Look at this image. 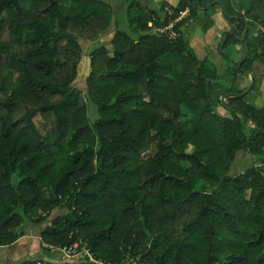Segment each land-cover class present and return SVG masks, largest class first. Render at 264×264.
<instances>
[{"label": "trees", "instance_id": "trees-1", "mask_svg": "<svg viewBox=\"0 0 264 264\" xmlns=\"http://www.w3.org/2000/svg\"><path fill=\"white\" fill-rule=\"evenodd\" d=\"M232 1L128 6V31L114 27L89 52L81 96L79 40L109 28L110 7L0 0V247L60 208L40 243L84 252L79 263L19 264H264V164L253 163L264 156V108L234 87L237 73L264 68V0ZM215 9L220 54L237 46L241 60L246 25L245 58L221 76L184 39ZM169 24L174 38L155 30ZM238 153L250 166L229 175Z\"/></svg>", "mask_w": 264, "mask_h": 264}, {"label": "rangeland", "instance_id": "rangeland-1", "mask_svg": "<svg viewBox=\"0 0 264 264\" xmlns=\"http://www.w3.org/2000/svg\"><path fill=\"white\" fill-rule=\"evenodd\" d=\"M106 3L112 11V23L109 28L96 39L92 41L79 40L81 48V58L77 65L76 77L72 83L75 90L82 94L85 90V78L89 71V52L98 46H107L109 39L112 36L113 28H117L119 31H128V20H127V8L131 6L133 9L130 11L134 13L137 8H146L156 10L160 6H163L169 12L168 7L174 6L178 0H101ZM237 0H233L234 7H237ZM241 4H244V0H238ZM199 11V10H198ZM186 13L182 17H185ZM208 21L211 24H206L204 18L201 15H197L191 22L187 24L184 39L192 49L198 59H206V61L212 66L218 76H221L227 67L237 65L240 62L241 53L237 50V46L226 49L223 54H220L216 45L221 37L222 32L226 29V23L221 16L220 12L215 9L208 13ZM206 26V27H205ZM241 63V62H240ZM239 63V65H240ZM250 76L244 72L236 74L234 81V87L243 91L242 100L254 107L264 108V68L257 63H253L248 70ZM251 77V78H250ZM252 80V82H251ZM87 114L89 119L93 117L94 108L90 103L85 102ZM223 112V110H220ZM257 159V158H256ZM248 158L246 155L238 153L234 162L232 163L228 174L233 175L238 173L240 170L250 166L247 163ZM245 162V163H244ZM255 162V163H254ZM242 163V164H241ZM254 165L264 164V156L261 161L253 159ZM261 163V164H260ZM64 210L55 208L48 219L38 225L30 223H24L22 226L16 229L18 239L22 244L30 246V253L27 255L23 252V248L11 250L10 247L6 246L1 249V256H6L9 253L11 257V264H19L25 259L36 260V261H47L60 263V255L56 249L45 248L39 241V231L48 224V221L55 217L64 214ZM7 252V253H6ZM48 252V253H47ZM49 253L51 254L50 256ZM83 252L81 250H75L74 255L68 259L67 263H79L82 261ZM49 259V260H47Z\"/></svg>", "mask_w": 264, "mask_h": 264}, {"label": "built area", "instance_id": "built-area-1", "mask_svg": "<svg viewBox=\"0 0 264 264\" xmlns=\"http://www.w3.org/2000/svg\"><path fill=\"white\" fill-rule=\"evenodd\" d=\"M186 13V10L185 11H182L178 14L177 16V19L176 20H179L180 18H182L183 14ZM148 26H150V24H148ZM170 27H171V24H169L167 27L163 28V29H155L156 31H158L159 33H163L165 31H168V37L169 38H174L175 37V34L173 32H169L170 31ZM77 246L76 244H72V245H69V246H64L60 249H58V253L60 255V263H67L68 259H70L74 253H75V250H76ZM84 254V252H83ZM89 261H92L90 258L88 259ZM131 264H136L134 262H132Z\"/></svg>", "mask_w": 264, "mask_h": 264}, {"label": "crops", "instance_id": "crops-1", "mask_svg": "<svg viewBox=\"0 0 264 264\" xmlns=\"http://www.w3.org/2000/svg\"><path fill=\"white\" fill-rule=\"evenodd\" d=\"M19 242H20V238L17 239L13 244L8 245V247H10L11 250H15L16 246H17V249L23 248L22 246H24L23 252L26 253L27 255H29V253H30L29 251H30L31 247L30 246H26V244L24 245V244L19 243ZM3 247L6 248V246H3ZM3 247H0V264H11V257L9 256V253L6 252L7 253L6 256H4V257L1 256V249H3ZM50 255L51 254L49 253L48 256H50ZM26 260H29V259H25L23 261H26ZM47 260H49V259H47Z\"/></svg>", "mask_w": 264, "mask_h": 264}, {"label": "water", "instance_id": "water-1", "mask_svg": "<svg viewBox=\"0 0 264 264\" xmlns=\"http://www.w3.org/2000/svg\"><path fill=\"white\" fill-rule=\"evenodd\" d=\"M195 7H196V9L197 10H199V11H203V10H205V9H207L211 4H209V5H207L206 7H204V8H199L198 7V0H195ZM219 8H220V12H223V10H222V6L219 4ZM245 31H246V25H245V28H244V31L242 32V34H241V37H240V46H241V50H242V58H241V60H240V62L245 58V51H244V49L242 48V43H243V37H244V35H245ZM240 62H238L237 63V67L239 66V63ZM244 73H246V74H248L249 76H250V73L249 72H244ZM251 78V77H250ZM251 82H252V80H251Z\"/></svg>", "mask_w": 264, "mask_h": 264}]
</instances>
